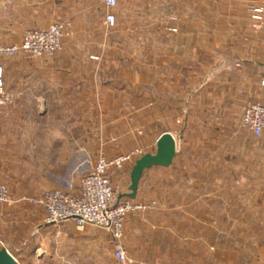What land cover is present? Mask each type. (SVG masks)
<instances>
[{
    "label": "crops",
    "instance_id": "crops-1",
    "mask_svg": "<svg viewBox=\"0 0 264 264\" xmlns=\"http://www.w3.org/2000/svg\"><path fill=\"white\" fill-rule=\"evenodd\" d=\"M249 1L253 5L252 12L255 7H264V0ZM105 13L106 8L100 0H0V27L20 28L17 36L0 38V41H21L26 28L47 27L63 19H70L73 23L71 35L64 38L62 48L53 57H42L36 61L23 53L4 60L5 86L14 94L12 105L38 106L41 117H59L63 113L58 107H62L66 100L77 97L65 90L107 88V82L99 84L87 80L88 76L97 80V76L103 74L105 51L94 50L90 46L95 41L105 40L107 26L101 18L104 16L105 19ZM183 30L186 32L183 37L178 35L182 41L203 37L202 33L195 36L189 29ZM182 52L185 53L186 49ZM232 56L234 59L223 62L210 77L206 66L199 65V71L192 70L188 68L190 59L182 63L176 60L180 56L172 57L173 64H182L177 65L180 70L166 74L160 69L155 83L159 91L169 92L165 95L168 105L161 107L163 101L159 93L156 113L168 117L159 115L153 120L161 122L166 119L170 124L161 134L173 131L177 121L183 122L181 130L187 133L185 130L192 128L191 123L207 119L204 117L207 114L218 117L237 114L242 118L247 101L264 100V86L261 85L264 80V50L248 47ZM160 76L169 80L168 88H164ZM179 101H182L184 114L176 117L175 108ZM52 106L58 110L52 111ZM5 108L1 109V113ZM30 132L33 136L29 139L37 135L59 138L61 142L63 139V131ZM242 136L254 135L247 130ZM261 136L264 137V134ZM226 149L229 150L225 151L229 154L226 160L236 164L240 163V157L249 160L256 150L236 145ZM38 150L32 145L28 147L26 159L29 168L14 173L8 163L15 151L7 146L0 147V178L16 197L38 196L46 190L45 187L66 185L69 176L63 178L60 174L47 172L55 170L57 165L61 166L62 153L56 150L52 154L50 149L48 152L41 149L38 153ZM260 153L264 154V148ZM202 162L188 163L187 168L203 167ZM170 166L147 169L134 199H145L149 181L160 179L167 173L170 175ZM15 170L18 171L17 168ZM126 171L130 175V165L123 169V174ZM222 182L224 179L220 184ZM208 185V179L194 177L187 180L183 193H159L165 204L160 210L130 213L125 220L128 251L138 258L149 260L150 264H264V194L248 193L247 200L233 190L214 195L208 192ZM76 186L78 188V184ZM128 192L129 184L122 194ZM210 202L219 203L220 209L208 212ZM209 217L212 218L210 224ZM44 218L42 206L29 202L12 206L0 203V249L5 246L22 264H89L93 262L96 247L105 245L106 241L110 253H113L109 231L93 225L79 229L73 219L48 224Z\"/></svg>",
    "mask_w": 264,
    "mask_h": 264
},
{
    "label": "rangeland",
    "instance_id": "rangeland-1",
    "mask_svg": "<svg viewBox=\"0 0 264 264\" xmlns=\"http://www.w3.org/2000/svg\"><path fill=\"white\" fill-rule=\"evenodd\" d=\"M251 6L249 0H120L114 9L116 22L113 27H107L105 40L95 41L90 46L91 49L105 51V54L103 74L98 75L97 80L89 76L87 80L99 84L107 82V88L65 90L77 97L66 100L62 107H58L63 113L59 117H41L38 106L10 105L2 111L0 147L7 146L15 151L12 161L8 163L12 172H23V168H29L26 153L31 145L39 149L38 153L41 149H45L44 152L50 149L55 154L57 150L62 153L63 162L55 170L47 172L60 174L63 178L69 176L66 185L59 184L57 188H77L81 176L92 170L100 154L114 158L137 148L142 149L143 154L154 153L156 139L170 127L166 119L161 122L153 120L159 115L168 117L156 113L159 93L163 101L161 107L168 105L165 96L168 91H159L155 83L160 69L166 74L175 69L180 70L177 65L182 64L172 63L173 56H180L176 60L183 63L190 59L188 68L192 70L199 71L200 66H206L210 77L223 62L248 47L263 51L264 24L260 25L253 19ZM101 18L104 20V16ZM19 29L18 26L0 27V38L15 37ZM183 29H189L195 36L202 33L203 37L182 41ZM20 42L0 41L4 44ZM184 48L185 53L182 52ZM179 51L181 54H178ZM161 61L163 63L160 66ZM4 76L6 78V72ZM160 78L164 88H168L169 80L163 76ZM170 94L173 95V92ZM181 103L179 101L176 104V117L184 114ZM50 108L54 112L58 110L57 107ZM204 117L207 119L191 123L192 128L185 130L187 133L181 130L183 122H176L177 127L171 133L177 140L178 152L170 166L171 174L151 179L145 191L146 198L133 200L147 204L162 203V206L157 205L156 209H152L158 211L165 206L159 193H183L187 180L194 177L208 179V192L214 195L233 190L247 200L248 193L264 194V154L260 153L264 148V137L242 136L247 130L240 126L241 115L218 117L207 114ZM39 130L63 131L62 142L59 138L38 135L29 139V136H33L30 131ZM232 145L256 149L247 160L249 163L241 157L239 164L226 160L229 154L225 151L229 150L225 148ZM200 160L203 161V167L197 165L194 169L187 168L188 163H198ZM134 162L125 165H130V172ZM15 168L18 171H14ZM123 169L110 172L112 180L120 184L121 190L130 185L129 172L123 174ZM221 179L224 182L220 184ZM210 203L208 212L220 209L219 203ZM211 219L209 217V224ZM124 243L126 246V236ZM128 253L150 264L149 260ZM89 264H117L107 241L105 245L96 247L93 262Z\"/></svg>",
    "mask_w": 264,
    "mask_h": 264
},
{
    "label": "built area",
    "instance_id": "built-area-1",
    "mask_svg": "<svg viewBox=\"0 0 264 264\" xmlns=\"http://www.w3.org/2000/svg\"><path fill=\"white\" fill-rule=\"evenodd\" d=\"M106 8L105 24L114 26L115 7L120 0H100ZM253 19L264 24V7H255ZM73 23L70 19L55 21L47 27L26 28L20 44L0 43V121L1 109L14 102V94L5 86L4 60L26 53L32 57H53L62 48L65 37L71 35ZM264 86V80L261 81ZM240 126L254 136L264 134V100H249L244 106ZM143 155L142 149L109 158L100 154L91 171L81 176L78 188L46 189L38 196L23 195L16 197L7 184L0 180V202L15 205L29 202L42 206L45 210V222L60 223L73 219L79 229L93 225L110 232L113 241V256L117 264H148L131 257L126 249L125 220L130 213L156 209L162 203L147 204L128 197H121L120 184H116L110 172L122 170ZM163 208V207H161ZM16 264H22L16 260Z\"/></svg>",
    "mask_w": 264,
    "mask_h": 264
},
{
    "label": "water",
    "instance_id": "water-1",
    "mask_svg": "<svg viewBox=\"0 0 264 264\" xmlns=\"http://www.w3.org/2000/svg\"><path fill=\"white\" fill-rule=\"evenodd\" d=\"M33 58L36 61L40 59L39 56H34ZM177 152L175 136L167 131L162 133L157 139L156 151L154 153H145L135 160L130 172L129 192L122 194L121 197L134 199L145 171L154 166L168 167L172 165ZM0 264H16L15 257L5 246L0 249Z\"/></svg>",
    "mask_w": 264,
    "mask_h": 264
}]
</instances>
